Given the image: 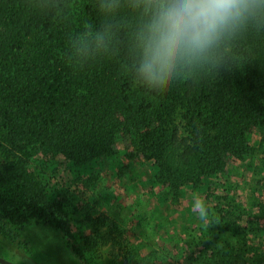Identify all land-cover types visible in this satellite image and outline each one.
Segmentation results:
<instances>
[{"label":"trees","instance_id":"16d2710c","mask_svg":"<svg viewBox=\"0 0 264 264\" xmlns=\"http://www.w3.org/2000/svg\"><path fill=\"white\" fill-rule=\"evenodd\" d=\"M99 23L97 0H0L3 213L70 235L77 220L61 209L56 174L79 189L93 172L119 180L114 172L132 163L139 178L175 193L197 186L206 203L212 184L258 150L264 170V58L199 83L133 87L120 57L77 62L69 55L74 35ZM82 222L94 231L92 247L121 235L108 217ZM122 258L134 260L130 250Z\"/></svg>","mask_w":264,"mask_h":264},{"label":"rangeland","instance_id":"374dc122","mask_svg":"<svg viewBox=\"0 0 264 264\" xmlns=\"http://www.w3.org/2000/svg\"><path fill=\"white\" fill-rule=\"evenodd\" d=\"M255 135L258 148L260 135ZM34 171L41 169L36 166ZM114 173L119 180L93 172L79 189L67 186L56 174L61 209L77 220L67 240L83 250L86 264H264V170L259 150L249 164L235 165L224 182H214L206 203L197 186L186 185L175 193L139 178L132 163ZM45 177L55 179L49 172ZM220 191L226 196L218 198ZM100 216L108 217L121 235L115 233L112 242L92 247L94 231L82 219ZM117 242H122L121 249ZM126 250L133 261L122 258Z\"/></svg>","mask_w":264,"mask_h":264},{"label":"clouds","instance_id":"9594fccd","mask_svg":"<svg viewBox=\"0 0 264 264\" xmlns=\"http://www.w3.org/2000/svg\"><path fill=\"white\" fill-rule=\"evenodd\" d=\"M97 12L69 55L120 57L133 87L199 83L264 58V0H97Z\"/></svg>","mask_w":264,"mask_h":264},{"label":"flooded vegetation","instance_id":"af4514ba","mask_svg":"<svg viewBox=\"0 0 264 264\" xmlns=\"http://www.w3.org/2000/svg\"><path fill=\"white\" fill-rule=\"evenodd\" d=\"M67 238L55 226L17 222L0 210V264H86Z\"/></svg>","mask_w":264,"mask_h":264}]
</instances>
